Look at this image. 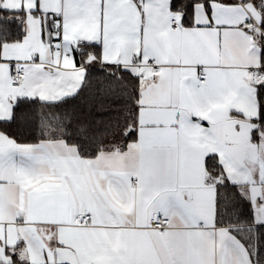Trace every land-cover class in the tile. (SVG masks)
<instances>
[{
	"label": "snow or ice",
	"instance_id": "obj_1",
	"mask_svg": "<svg viewBox=\"0 0 264 264\" xmlns=\"http://www.w3.org/2000/svg\"><path fill=\"white\" fill-rule=\"evenodd\" d=\"M0 264H264V0H0Z\"/></svg>",
	"mask_w": 264,
	"mask_h": 264
}]
</instances>
